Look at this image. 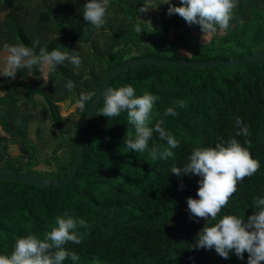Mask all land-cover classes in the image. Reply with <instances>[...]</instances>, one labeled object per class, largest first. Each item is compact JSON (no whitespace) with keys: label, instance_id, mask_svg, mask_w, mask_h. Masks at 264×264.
I'll return each instance as SVG.
<instances>
[{"label":"trees","instance_id":"obj_1","mask_svg":"<svg viewBox=\"0 0 264 264\" xmlns=\"http://www.w3.org/2000/svg\"><path fill=\"white\" fill-rule=\"evenodd\" d=\"M143 2L111 0L106 23L96 29L83 17L86 0H0V47L16 42L32 46L38 38L39 47L49 51L58 46L78 50L83 62L79 70L57 65L46 84L35 68L31 80L27 69L18 71L15 80L0 75V171L46 178L67 174L92 101L80 110L79 119L63 116L60 102L78 98L81 91L97 94L109 69L118 64L146 56L232 59L264 48V0H238L229 28L221 32L217 27L207 42L194 39L199 25H189L178 14L169 16L170 4L159 0H152L158 6V23L145 21V13L138 11ZM171 3L179 5L180 0ZM136 24L141 33L134 31ZM69 79L74 83L71 92L65 87ZM125 84L137 95L147 90L159 97L153 110L159 116L150 126L164 119V127L180 142L174 156L153 161L147 151H131L124 143L128 131L135 134L127 114L107 118L98 108L87 131L81 167L70 182L41 186L0 180V254H11L15 239L29 228L42 237L55 217L67 211L88 227L79 229L80 244L66 246L79 260L68 258L63 264H247V252L243 260L234 252L223 259L214 248L195 247L207 221L190 218L187 199L199 198L200 177H178L170 166L183 167L193 148L215 146L220 138L235 135L240 118L250 126V152L260 169L238 184L221 216L230 213L246 220L254 212L253 197H264V59L201 68L142 63L117 75L110 86ZM177 99L185 101V107H177L175 117L163 116ZM49 125L59 133L54 147L42 137ZM7 137L19 146L16 156L8 152ZM237 139L243 143L245 137ZM153 144L167 147L155 132L149 147Z\"/></svg>","mask_w":264,"mask_h":264},{"label":"clouds","instance_id":"obj_2","mask_svg":"<svg viewBox=\"0 0 264 264\" xmlns=\"http://www.w3.org/2000/svg\"><path fill=\"white\" fill-rule=\"evenodd\" d=\"M159 3L170 4L167 12L169 16L178 14L189 25H199L202 39L207 42L217 32V27L221 32L229 28L238 0H180L179 5L172 4L171 0H159ZM110 5L111 0H86L82 6L83 17L90 25L100 29L106 23ZM157 7L152 0H144L138 11L146 13ZM134 31L141 33L143 30L136 24ZM39 45L38 38L32 46L23 42L4 43L0 47V74L15 80L17 72L25 69L31 75L34 68L41 73L45 69L54 71L57 65L64 64H70L74 70L82 68L78 50L63 51L58 46L49 51L47 47ZM42 77L46 84L49 80ZM65 87L71 92L73 81L69 79ZM94 96L96 100V93L81 91L77 101L80 108L93 101ZM158 99V96L147 90L137 95L131 84L108 86L102 93L98 108L99 115L107 118L127 114L126 120L135 133L133 136L128 131L124 138L128 149L135 153L147 151L153 161H166L174 156L173 149L179 147L180 142L164 127V119H157L154 127L150 126L154 116H159L158 112L153 111ZM173 105L166 108L163 116H177L176 108L183 109L185 101L177 99ZM235 127V135L227 140L220 138L215 146L193 148L188 162L183 167L172 164L170 172L178 177H200L197 191L199 198L190 196L187 199L190 218L207 221L196 237V248H214L223 259H229L230 253L234 252L243 260L247 252V264H264V197H253L254 212L246 220L245 217L230 213L221 216L237 191L238 184L254 176L260 169L259 160L250 152L251 141L247 139L251 135L250 126L237 118ZM154 132L158 133L160 140L167 142V147L156 144L149 147ZM239 136L245 137L243 143L237 139ZM86 227L87 221L77 219L66 211L55 217L54 223L42 237L34 234L31 228L27 230L28 234L17 237L11 254H0V264H63L68 258L78 261V254L66 246L70 242L80 244L83 234L79 229Z\"/></svg>","mask_w":264,"mask_h":264},{"label":"water","instance_id":"obj_3","mask_svg":"<svg viewBox=\"0 0 264 264\" xmlns=\"http://www.w3.org/2000/svg\"><path fill=\"white\" fill-rule=\"evenodd\" d=\"M260 59H264V48L257 51L256 53L237 57L232 59H211V60H190L186 58L182 59H170L160 56H146V57H135L131 58L128 61L118 64L111 69H109L105 80L103 81L102 85L100 86L97 92V98L93 99V104L91 102L80 126L78 131L79 139L77 150L75 154V159L73 162L72 167L70 168L69 172L62 177L59 178H46L38 175L22 173L17 171H0V180H13V181H20L26 182L32 185H63L70 182L78 173L85 150L86 144V136L87 131L90 126L92 117L96 112V109L99 107V101L102 98L103 91L110 86L112 80L119 75L120 73L127 71L129 68L142 64V63H150V64H163V65H170V66H194V67H219L224 65H242L247 64L250 62L258 61Z\"/></svg>","mask_w":264,"mask_h":264},{"label":"rangeland","instance_id":"obj_4","mask_svg":"<svg viewBox=\"0 0 264 264\" xmlns=\"http://www.w3.org/2000/svg\"><path fill=\"white\" fill-rule=\"evenodd\" d=\"M172 1L173 0H171V2ZM167 5H169V4H167ZM155 12H156L155 9L149 10L148 12L145 13V15H144L145 17H143V19L145 21H151V23L155 25L156 23H158V19L155 17V14H156ZM3 15H4V13H1L0 18H2ZM200 38H202V32L201 31L194 34V39H200ZM0 75H2V74H0ZM41 75L46 77L49 80V70L48 69H45L44 72L41 73ZM41 75L38 78L44 82V78ZM33 77H34V75H31L29 80H31ZM77 101H78V98L76 96H73L72 98H70L66 101L60 102V111H61L62 115L65 117L71 118V119H73V118L79 119L80 118L79 112H80L81 108H80L79 104L77 103ZM32 126H36V124L33 123ZM42 137L51 147H54L59 140V133H58L57 129H55L54 127H51L49 125V129L42 132ZM5 140L8 142L9 154H11L12 156H16L20 151L19 146L17 144H15L8 137Z\"/></svg>","mask_w":264,"mask_h":264}]
</instances>
